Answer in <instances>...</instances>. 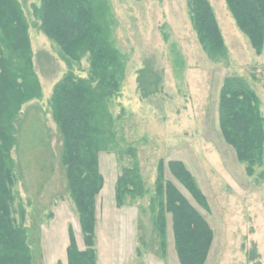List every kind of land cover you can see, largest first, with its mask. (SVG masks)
<instances>
[{
    "label": "trees",
    "instance_id": "16d2710c",
    "mask_svg": "<svg viewBox=\"0 0 264 264\" xmlns=\"http://www.w3.org/2000/svg\"><path fill=\"white\" fill-rule=\"evenodd\" d=\"M237 27L249 39L258 56L264 53V0H225ZM188 13L199 43L215 61L228 58V47L216 12L209 0H187ZM40 30L60 49L68 72L49 100L52 118L63 139L61 163L77 212L85 250L78 246L71 228L68 264H97L96 226L99 196L105 179L100 169L102 153L115 154L131 166L118 177L115 200L118 208L131 206L147 196L156 203L155 228L163 255L167 249L168 216L172 217L175 246L181 264H206L215 233L206 218L166 178V168L207 209L208 200L196 178L181 161H160L155 192L147 188L138 163V150L121 146L118 119L111 105L120 96L126 75V57L114 41V17L108 2L97 0H41L34 8ZM89 63L86 77L77 76L76 65ZM17 65L16 68H13ZM151 80V81H150ZM160 78L142 69L138 90L143 99L160 92ZM29 37V22L19 0H0V264H33L24 225L15 217L18 193L17 160L31 169L40 155V171H55L56 155L45 114L33 109L23 117V108L42 100ZM23 119V120H22ZM220 129L247 174L264 166V115L262 102L240 78L225 81L220 95ZM37 129L36 131L34 129ZM48 177V176H47ZM48 179V178H47ZM49 181V179H48ZM57 264H63L58 262Z\"/></svg>",
    "mask_w": 264,
    "mask_h": 264
},
{
    "label": "rangeland",
    "instance_id": "374dc122",
    "mask_svg": "<svg viewBox=\"0 0 264 264\" xmlns=\"http://www.w3.org/2000/svg\"><path fill=\"white\" fill-rule=\"evenodd\" d=\"M19 1L29 22L34 69L43 96L42 100L25 105L23 117L33 109L45 114L56 166L53 174L48 169L41 172L37 161L40 155H34L30 169L26 161L18 160L16 152L13 154L18 174L15 217L20 223L23 207V226L28 230L33 264H49L46 230L57 222L59 214H67L68 225L80 236L79 214L61 163L63 139L49 106L54 87L66 75L68 66L59 47L40 30L34 8L41 5V0ZM97 1L109 3L114 17L113 38L126 57L125 79L111 110L119 118L121 146L132 145L138 150L147 188L155 192L160 161L183 162L207 197V209L195 202L168 168L166 178L176 184L214 230L206 264H264V166L256 167L253 176L247 174L248 164L240 163L236 151L225 142L219 121L222 87L234 77L253 88L262 102L264 115V53H255L225 0H209L228 47V58L217 61L199 43L187 0ZM13 68L18 71L17 65ZM142 69L161 82L159 94L147 99L138 90V73ZM88 71L87 60L75 67L77 76L86 77ZM100 157L109 188L110 178L116 179L125 167L131 166V156L126 154L123 161L115 154L102 153ZM155 208L150 196L131 205L132 212L141 215L140 253H162L155 228ZM171 218L169 215L167 260L168 264H181Z\"/></svg>",
    "mask_w": 264,
    "mask_h": 264
},
{
    "label": "crops",
    "instance_id": "0c3cea01",
    "mask_svg": "<svg viewBox=\"0 0 264 264\" xmlns=\"http://www.w3.org/2000/svg\"><path fill=\"white\" fill-rule=\"evenodd\" d=\"M101 158V157H100ZM105 179L104 188L99 196L96 226V250L97 264H168L167 254L155 252L140 253L139 232L141 227L140 212H132L131 206L118 208L115 200L116 179L108 181L102 169ZM131 210V211H130ZM55 222L46 230L47 263L68 264V247L70 245L69 219L67 214H59ZM172 221V218H171ZM80 236L75 232L78 246L85 250L79 223ZM74 231V230H73Z\"/></svg>",
    "mask_w": 264,
    "mask_h": 264
}]
</instances>
